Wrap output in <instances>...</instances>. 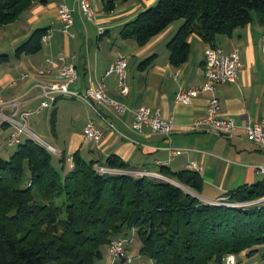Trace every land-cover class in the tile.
<instances>
[{
	"label": "crops",
	"instance_id": "obj_1",
	"mask_svg": "<svg viewBox=\"0 0 264 264\" xmlns=\"http://www.w3.org/2000/svg\"><path fill=\"white\" fill-rule=\"evenodd\" d=\"M156 2L127 0L107 12L103 8L104 0H91L94 21L84 18L76 0L34 2L14 22L0 29V55H6L0 62V97L5 101L18 99L19 111L31 112L27 118L28 129L38 137L49 138L54 145L45 143L56 149L58 157L61 155L68 160L78 152L86 160H97L105 165L108 156L116 155L130 170L152 175H162L161 167L178 172L196 163L198 169L195 171L203 184L195 195L204 202L213 203L229 191L264 179L256 170L264 163V149L247 139L242 128L226 138L194 130L191 126L193 119L203 115L212 95L220 102L221 116L233 119L239 126L246 119L257 121L264 114V53L261 51L264 20L259 17L257 23L252 24V19L231 36L218 37L217 46L224 52L239 50L242 68L234 82L217 84L212 92H195L191 102L184 105L174 102L175 93L202 85L204 51L208 45L196 34L189 35L186 59L175 65L169 61L167 43L182 19L173 21L143 46L119 35L126 23ZM62 3L74 7V23L70 29L73 36L61 31L57 10ZM39 28L45 29L39 49L17 55L16 49ZM117 53H123L127 61L129 93L126 96L119 94L115 77L105 75ZM60 56L72 62L78 72L77 80L69 86L71 91L83 92L103 78L106 94L125 103L129 110L117 115L109 105H104L98 107L100 115H97L80 100L63 96L49 107L41 108L38 84L57 79ZM149 57L147 64H142ZM48 58L51 61H47ZM23 74L27 77L23 78ZM140 107H147L151 114L157 113L163 119H172L173 131L163 135L149 126H143L140 131L132 130L133 112ZM88 119H93L102 132L96 144L82 137ZM107 122L113 123L116 129L108 128ZM10 130L6 124L0 126V156L3 158L9 155L2 151ZM26 138L28 136L23 135L21 140ZM28 176L25 165L24 177ZM129 239L127 251L133 257L134 238ZM248 258L251 264H259L254 255ZM139 259L134 256L130 263L112 261L105 247L102 259L96 264H152L149 259Z\"/></svg>",
	"mask_w": 264,
	"mask_h": 264
},
{
	"label": "trees",
	"instance_id": "obj_2",
	"mask_svg": "<svg viewBox=\"0 0 264 264\" xmlns=\"http://www.w3.org/2000/svg\"><path fill=\"white\" fill-rule=\"evenodd\" d=\"M36 1L42 0H0V29ZM125 1L104 0L103 8L110 12ZM253 13L264 20V0H157L119 35L143 46L182 19L167 43L169 61L178 65L189 51V35L216 47L219 36H231ZM44 32L34 30L16 54L37 51ZM53 155L26 138L8 158L0 156V264H96L112 239L132 236L152 264H222L230 253L245 260L264 248V201L236 205L264 198V179L207 203L191 193L203 184L195 170L161 167L162 175L139 176L116 155L102 165L75 152L72 167ZM99 165L116 172L100 173ZM261 259L264 264V253Z\"/></svg>",
	"mask_w": 264,
	"mask_h": 264
},
{
	"label": "built area",
	"instance_id": "obj_3",
	"mask_svg": "<svg viewBox=\"0 0 264 264\" xmlns=\"http://www.w3.org/2000/svg\"><path fill=\"white\" fill-rule=\"evenodd\" d=\"M78 7L86 20L94 21L95 14L91 5V0H76ZM58 18L61 21V31L70 34V29L74 23V7L65 3L59 5L57 10ZM101 32V30L99 31ZM73 36V34H70ZM45 39V36H43ZM261 51L264 53V36L261 39ZM47 61H51L48 58ZM59 67L57 69V79L51 82H42L38 84L39 95L42 98L39 106L41 108L49 107L58 97H71L87 104L92 110L100 115L98 107L109 105L117 115H123L128 111V107L121 101L110 98L104 89L103 78L98 80L95 85L89 86L83 92H73L69 86L78 78L76 66L72 62L65 61L63 56L58 57ZM127 61L123 53H117L114 61L109 65L105 75H113L116 80V88L121 96L129 93L127 83ZM242 62L237 48L226 53L220 47L207 46L204 51V81L196 89L179 90L175 93L174 102L187 105L191 102V97L198 91L212 92L215 85L232 83L236 80ZM41 73V71H39ZM23 78L27 74L22 75ZM20 101L18 99L5 101L0 97V126L6 124L11 130L5 137V143L8 146L17 145L23 135L42 144L54 155H59L54 147L44 143L35 133L27 127V118L31 114L29 111H19ZM108 128L115 130L113 123H106ZM143 126H149L152 131L163 135H169L173 131L172 119H163L157 113L151 114L147 107H140L133 112L131 128L134 131H140ZM191 126L194 130H203L223 137H231L240 127L244 130L247 139L264 149V114L257 121L246 119L239 126L233 119L224 118L220 114V102L215 95L208 100L205 111L202 116L193 119ZM82 137L93 143L100 142L102 132L95 125L93 119H88L82 130ZM69 167H72L71 159H68ZM100 173L116 172L114 169L105 166H96ZM187 169L197 170L196 163L187 165ZM257 172L264 175V163L256 167ZM133 174L143 176L148 175L146 171H131ZM264 201V198L259 199ZM257 201V200H256ZM256 201L236 204L237 206L254 204ZM217 203V201L213 202ZM132 230V235H133ZM130 242L128 237H118L112 239L107 252L112 261L130 263L133 257L127 251V244ZM222 264H248L245 260L238 258L236 254L230 253L223 259Z\"/></svg>",
	"mask_w": 264,
	"mask_h": 264
},
{
	"label": "rangeland",
	"instance_id": "obj_4",
	"mask_svg": "<svg viewBox=\"0 0 264 264\" xmlns=\"http://www.w3.org/2000/svg\"><path fill=\"white\" fill-rule=\"evenodd\" d=\"M258 18H259V15H258L257 13H253V21H252V24H256ZM40 136H41V135H40ZM39 138H40L44 143L47 142V143H50V144L54 145V143H53L51 140H49V138H46V137H43V136H41V137H39ZM4 146H5V147L3 148V151H2V152H4L5 155H8V154H9L8 157L10 156V154H11V153L15 150V148H16V145L8 146L7 144H5ZM8 157H7V158H8ZM53 157H54V158H57L58 156H57V155H53ZM191 193L195 194L194 192H191ZM225 199H226L225 197H222V198H220V199H218V200H216V201H217V203H219V202H223ZM259 202H261V200H257L254 204L259 203ZM243 206H247V205H243ZM132 247H133V251H134V253H135V254L133 253V257H134V256H137V257H140L139 260H147L146 257L140 255V253H139L140 241H139V239H138L136 236H135L134 239H133ZM263 253H264V248H260V249L258 250V252H256L255 255H254V258H256V259H257V262H259L260 264H261V262H262L261 256H262ZM245 260H246V262H247L248 264H251V259H249V258L247 257Z\"/></svg>",
	"mask_w": 264,
	"mask_h": 264
}]
</instances>
